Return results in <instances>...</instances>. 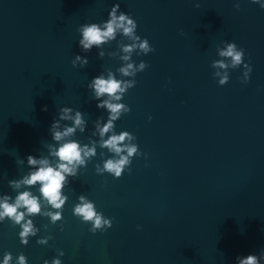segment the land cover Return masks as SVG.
Instances as JSON below:
<instances>
[{
    "label": "water",
    "instance_id": "95a60500",
    "mask_svg": "<svg viewBox=\"0 0 264 264\" xmlns=\"http://www.w3.org/2000/svg\"><path fill=\"white\" fill-rule=\"evenodd\" d=\"M116 4L117 17L136 21L132 36L117 28L85 51L84 27L105 31ZM144 39L153 52L140 48ZM231 43L244 49L242 65L220 55ZM110 76L125 90L97 99L94 80ZM100 101L124 108L112 113ZM124 132L121 153L104 146ZM69 142L83 163L56 156ZM131 145L137 153L128 156ZM121 156L128 163L116 177L105 163ZM61 163L71 172L61 173L64 202L56 209L39 182L24 181ZM24 192L37 198L38 213L18 201ZM4 203L24 217L0 216V264L5 253L9 264L21 254L27 264H239L249 255L264 264V9L251 0H0ZM82 203L112 227L89 232L93 221L74 212ZM28 221L24 245L18 234Z\"/></svg>",
    "mask_w": 264,
    "mask_h": 264
},
{
    "label": "clouds",
    "instance_id": "9594fccd",
    "mask_svg": "<svg viewBox=\"0 0 264 264\" xmlns=\"http://www.w3.org/2000/svg\"><path fill=\"white\" fill-rule=\"evenodd\" d=\"M253 4H259L261 9H264V3H261L260 0H251ZM196 7H199V5H196ZM237 9H239V4L235 5ZM119 8V4H116L112 7V11L110 12V16L112 19L107 22L106 24V30L101 31L100 28L96 24H92L90 26H85L83 29V40L80 41L81 45L83 46V49L85 51L89 50L90 46L93 44L99 45L105 41L106 38H112L115 30L117 28H122L123 33L128 36H132L134 29L137 28L136 21L130 17V15L121 13L119 17L115 15L116 9ZM127 25V26H125ZM134 39L139 40L140 38L134 37ZM87 41V43H85ZM136 45H129L124 48L125 52H131L133 47ZM140 48H142L145 52L151 51L153 52V48H149V42L147 39H144L140 43ZM220 55L223 57H230L233 66L235 65H242L243 59H244V49L237 48L235 43H231L228 45L227 49L225 51H221ZM125 60L128 59L127 56L124 57ZM77 60H79V57H77ZM86 63V61H85ZM218 66L221 68L226 67V65L223 62H217ZM144 67V64H141V68ZM243 67L247 69V72L245 73L247 77V83L249 82V74L252 72V68L250 64L245 63L243 64ZM132 65L129 64L127 68H122L120 71L128 75V69H131ZM219 75V73H217ZM228 78L225 76L223 79L220 80V85L227 84ZM122 82L113 79L111 76L109 79L104 80L102 78H97L94 80V90L96 93L97 99H99L100 96L107 94L109 96H113L115 93L123 92L125 89L121 87ZM128 85H126L127 87ZM117 100H119L121 97L116 96ZM97 107H107L110 109L112 113H119L121 108H124V105L122 104H109L107 101H100V103L97 104ZM43 110H47L46 107ZM80 114L77 113V118L75 123L78 125L80 121ZM64 117H61L63 119ZM117 119V116L110 117V120L103 129H101V135L104 133H107L109 129L112 127V120ZM149 120H151V117H149ZM73 129L69 128L67 129V132H72ZM67 134V133H65ZM61 133L55 134V139L60 140L61 139ZM126 136H129L127 132L121 133L118 136H111L107 141H105L104 146L108 147L110 149H113L117 154L121 153L124 149L121 147H118V144L123 142L126 138ZM128 156H132L133 154L137 153L138 146L137 145H131L126 146ZM94 150H89V152H86L85 155H88L90 153H93ZM142 155V153H141ZM56 156L59 158L60 161H66L67 164H72L73 161H78L80 163H83L81 160V150L79 148V145L75 142H69L61 145L57 152ZM146 157V155H145ZM147 158V157H146ZM28 161L30 164L35 163L33 158L31 156L28 157ZM46 163V162H42ZM128 163V159L125 156H121V158L118 161L108 160L105 163V169L109 172L115 173L116 177L121 176L122 168L123 166ZM59 170H54L52 167H41L39 168L35 173L31 174L28 179L24 181V183L28 185H33L37 182L41 184L40 188V194L48 200V202L56 209L61 208V205L63 204V200L60 199V190L62 187V182L64 181L65 177L61 174L62 172L70 173L71 170L67 167L66 164L61 163L58 165ZM81 200L83 198L81 197ZM18 201L22 203L24 207H26L27 212L29 214H36L40 211L37 198L36 197H30V194L28 192H24L18 196ZM59 201V202H58ZM0 207L3 208V213H0V216H3L4 214H7L8 216H12L15 214V221L19 223L23 217L24 213L17 214V206L9 205L7 203L0 204ZM75 214L83 217V222L87 221H93L92 227L89 229V232L95 234V229H101V233L106 231L107 229L112 227V222L109 220H102V217L98 215L94 211V207L92 203H82L81 205H78L74 209ZM51 219L53 221H56L60 219V214L56 213L51 216ZM106 226V227H105ZM23 231H21L18 235L20 237V243L26 245L28 241L24 239V237L28 236L32 232V225L31 221L26 222L24 225H22ZM39 243H42L39 242ZM64 253L62 252L61 255ZM239 262V264H259L257 256L249 255L246 258L241 259L240 257L236 258ZM261 259H264V254H261ZM12 260V256L10 253H5L4 260L2 264H9V262ZM17 264H27L26 257L21 254L17 258ZM44 264H48L47 261L44 262ZM52 264H60V260L53 259Z\"/></svg>",
    "mask_w": 264,
    "mask_h": 264
}]
</instances>
